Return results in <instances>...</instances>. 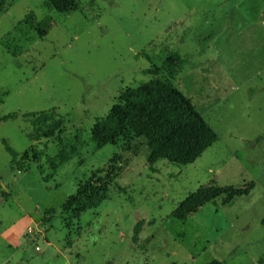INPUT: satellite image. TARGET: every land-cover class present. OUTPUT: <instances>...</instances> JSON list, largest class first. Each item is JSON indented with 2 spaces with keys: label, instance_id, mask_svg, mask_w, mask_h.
Here are the masks:
<instances>
[{
  "label": "rangeland",
  "instance_id": "rangeland-1",
  "mask_svg": "<svg viewBox=\"0 0 264 264\" xmlns=\"http://www.w3.org/2000/svg\"><path fill=\"white\" fill-rule=\"evenodd\" d=\"M169 51L189 64L143 72ZM155 77L192 99L217 141L189 165L149 164L133 134L95 151L93 125L127 87ZM0 98V264H264V0H77L63 14L47 0H0ZM43 110L39 124L2 119ZM3 140L19 153L77 150L56 170L43 157L41 172L32 158L12 162ZM95 179L110 181L106 200L62 211ZM210 182L254 186L185 222L172 216Z\"/></svg>",
  "mask_w": 264,
  "mask_h": 264
},
{
  "label": "trees",
  "instance_id": "trees-1",
  "mask_svg": "<svg viewBox=\"0 0 264 264\" xmlns=\"http://www.w3.org/2000/svg\"><path fill=\"white\" fill-rule=\"evenodd\" d=\"M51 7L59 13H66L75 8L77 0H47ZM2 7V6H1ZM51 27L48 20L36 24V30L40 38H44ZM145 55L144 51L136 56ZM159 66L145 69L146 74L155 76L163 71L174 75L176 70L186 64L188 60L178 52H167ZM192 68H195L193 65ZM0 98V104L2 103ZM43 111L11 112L4 115V121L18 116L34 117L37 124L43 122ZM63 129H59V134ZM91 140L95 151L101 150L108 144H116L117 140L124 136L135 135L146 139L149 149L148 163L153 164L158 159H166L181 165L194 163L205 150L211 147L218 139V135L212 125L203 117L196 108L192 99L187 97L180 89L169 81L161 78H152L141 82L136 86H129L120 95L119 100L110 109L107 116L98 120L92 127ZM45 137L53 136L52 133L41 134ZM58 139L64 143L60 135ZM6 150L11 155V161L16 162L18 157L23 162L32 158L38 163V169L43 172L42 158L45 157L49 167L58 169L67 163L70 156L77 150L75 146L69 149L63 148L57 156H51L45 151L32 147L23 153L13 149L6 140H3ZM19 171L23 170V164L16 163ZM110 181H93L79 183L76 192L72 194L62 205V211L71 210L83 212L108 198ZM254 183L245 189L233 186H220L216 182L200 186L196 191L189 194L173 210L172 216L185 222L200 207L218 196H225V203L229 204L236 197L248 194ZM264 225V217L262 219ZM206 264H223L214 259Z\"/></svg>",
  "mask_w": 264,
  "mask_h": 264
}]
</instances>
